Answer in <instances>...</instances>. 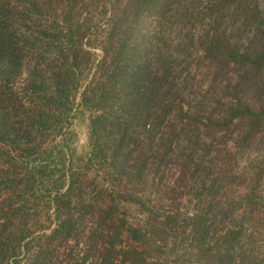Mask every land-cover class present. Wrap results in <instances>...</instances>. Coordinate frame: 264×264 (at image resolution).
Listing matches in <instances>:
<instances>
[{"label": "trees", "instance_id": "trees-1", "mask_svg": "<svg viewBox=\"0 0 264 264\" xmlns=\"http://www.w3.org/2000/svg\"><path fill=\"white\" fill-rule=\"evenodd\" d=\"M0 264H264V0H0Z\"/></svg>", "mask_w": 264, "mask_h": 264}, {"label": "rangeland", "instance_id": "rangeland-1", "mask_svg": "<svg viewBox=\"0 0 264 264\" xmlns=\"http://www.w3.org/2000/svg\"><path fill=\"white\" fill-rule=\"evenodd\" d=\"M138 37H140V35H138ZM100 52L101 50L97 49V53ZM71 120L72 123L69 127V133L66 135L67 143L64 147V151L56 154V156L58 159H66L70 165H77L82 169L85 167L87 168L86 162L90 147L91 112L80 106L75 111V114L71 116ZM87 173L89 176L86 177H91L93 175V173L87 170H82L81 176L84 177ZM121 208L125 209L133 219L138 217L137 212L139 211V206L124 203L121 205Z\"/></svg>", "mask_w": 264, "mask_h": 264}]
</instances>
